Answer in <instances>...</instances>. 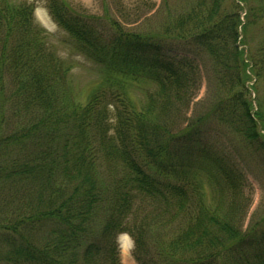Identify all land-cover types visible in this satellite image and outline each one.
I'll return each instance as SVG.
<instances>
[{
    "label": "trees",
    "instance_id": "16d2710c",
    "mask_svg": "<svg viewBox=\"0 0 264 264\" xmlns=\"http://www.w3.org/2000/svg\"><path fill=\"white\" fill-rule=\"evenodd\" d=\"M181 1L132 31L105 0H46L102 69L81 102L35 5L0 0V264H122V234L138 264H264L235 157L264 182V0ZM134 83L155 88L141 106Z\"/></svg>",
    "mask_w": 264,
    "mask_h": 264
},
{
    "label": "rangeland",
    "instance_id": "374dc122",
    "mask_svg": "<svg viewBox=\"0 0 264 264\" xmlns=\"http://www.w3.org/2000/svg\"><path fill=\"white\" fill-rule=\"evenodd\" d=\"M19 2L21 0H10ZM35 3V16L38 24L47 31L48 42L50 49L54 51L63 61L70 64L73 68L70 75V85L77 99L81 102L86 99L99 87L103 77L102 69L92 60L86 58L80 51L79 45L74 41L64 30H62L51 18L47 10L46 0H24ZM77 9H83L88 14L102 16L104 14L103 0H67ZM162 0H105L109 11L114 18H117L124 27L132 31H140L154 27L161 20L158 10ZM186 0H182L179 4H171L172 11H182L186 8ZM240 3V0H236ZM246 11L242 13L243 19ZM158 25V24H157ZM244 48V45H240ZM247 50V49H246ZM255 83L253 80L249 83L252 86ZM210 84V83H209ZM130 96L136 102L137 106H141L148 92H151L153 87H148L145 83L131 84ZM208 85V77H203V83L198 92L197 99L190 106L188 116H193L196 111H200V103L206 98H210L212 91ZM155 89V88H154ZM153 89V90H154ZM255 96V95H254ZM253 96V97H254ZM228 140L238 143L236 136H228ZM235 157L240 161L241 169L245 174L244 199L243 204L244 214L241 221V227L244 232L253 229L257 238L264 230V182L256 173L250 172L245 162L235 153ZM250 232V231H249ZM128 240H127V239ZM121 241V259L122 264H138L134 251V241L128 235L119 237ZM126 247H124V245Z\"/></svg>",
    "mask_w": 264,
    "mask_h": 264
},
{
    "label": "bare ground",
    "instance_id": "6f19581e",
    "mask_svg": "<svg viewBox=\"0 0 264 264\" xmlns=\"http://www.w3.org/2000/svg\"><path fill=\"white\" fill-rule=\"evenodd\" d=\"M126 239H127V238H126ZM127 240H128V239H127ZM123 245H124V247H126L125 244H123Z\"/></svg>",
    "mask_w": 264,
    "mask_h": 264
}]
</instances>
